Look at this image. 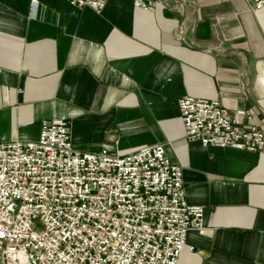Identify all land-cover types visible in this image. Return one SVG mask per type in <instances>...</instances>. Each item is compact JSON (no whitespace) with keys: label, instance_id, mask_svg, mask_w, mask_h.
I'll use <instances>...</instances> for the list:
<instances>
[{"label":"crops","instance_id":"crops-1","mask_svg":"<svg viewBox=\"0 0 264 264\" xmlns=\"http://www.w3.org/2000/svg\"><path fill=\"white\" fill-rule=\"evenodd\" d=\"M155 1L147 11L108 0L97 12L0 0V141L34 140L42 121L63 119L84 151L163 144L187 203L204 207L205 229L188 233L178 264H264V149L188 139L179 109L185 96L218 99L236 125L243 109L264 129V8Z\"/></svg>","mask_w":264,"mask_h":264},{"label":"built area","instance_id":"built-area-1","mask_svg":"<svg viewBox=\"0 0 264 264\" xmlns=\"http://www.w3.org/2000/svg\"><path fill=\"white\" fill-rule=\"evenodd\" d=\"M68 1L100 12L108 0ZM179 109L188 139L264 149V129L243 109L242 125L218 99L185 96ZM204 229V207L187 203L182 167L163 144L84 151L63 119L42 121L34 140L0 141V264H178L188 233Z\"/></svg>","mask_w":264,"mask_h":264},{"label":"water","instance_id":"water-1","mask_svg":"<svg viewBox=\"0 0 264 264\" xmlns=\"http://www.w3.org/2000/svg\"><path fill=\"white\" fill-rule=\"evenodd\" d=\"M160 1H165V0H160ZM182 15H183V18L185 19L186 17V13H185V10L183 9L182 11ZM181 42L184 44V45H187V43L185 42L184 39H181ZM188 46V45H187ZM204 50H208V51H212V52H223V53H229V52H234L236 49H224V50H217V49H204ZM242 52L244 55H245V59H246V65L248 63V57H247V54L244 52V51H240ZM248 95V94H247Z\"/></svg>","mask_w":264,"mask_h":264},{"label":"rangeland","instance_id":"rangeland-1","mask_svg":"<svg viewBox=\"0 0 264 264\" xmlns=\"http://www.w3.org/2000/svg\"><path fill=\"white\" fill-rule=\"evenodd\" d=\"M37 228H40V222L38 221V223L36 224Z\"/></svg>","mask_w":264,"mask_h":264}]
</instances>
